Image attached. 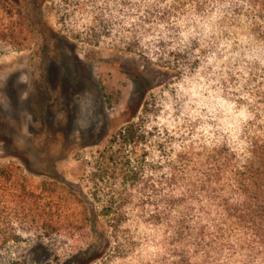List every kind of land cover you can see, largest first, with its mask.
<instances>
[{
    "label": "rangeland",
    "instance_id": "obj_1",
    "mask_svg": "<svg viewBox=\"0 0 264 264\" xmlns=\"http://www.w3.org/2000/svg\"><path fill=\"white\" fill-rule=\"evenodd\" d=\"M173 1H2L0 23L15 27L20 49L0 53V163L41 204L65 203L68 185L55 174L80 184L86 161L128 121L166 129L174 147L232 132L239 109L228 80L241 70L216 10H173ZM97 224L95 245L89 225L47 240L27 229L8 245L21 264H176L157 228L130 219L124 250L112 253Z\"/></svg>",
    "mask_w": 264,
    "mask_h": 264
},
{
    "label": "trees",
    "instance_id": "obj_2",
    "mask_svg": "<svg viewBox=\"0 0 264 264\" xmlns=\"http://www.w3.org/2000/svg\"><path fill=\"white\" fill-rule=\"evenodd\" d=\"M173 2V10L188 2L198 14L208 3L216 10L213 25L241 70L228 80L239 109L232 132L174 147L166 129L128 121L86 161L80 184L55 174L68 185L56 207L41 204L40 193L18 183L12 164L0 163V264H21L8 241L19 242L27 229L47 240L89 225L95 245L103 236L99 219L112 253L124 250L122 228L132 219L161 231L176 264H264V0ZM15 33L0 23V53L20 49Z\"/></svg>",
    "mask_w": 264,
    "mask_h": 264
}]
</instances>
